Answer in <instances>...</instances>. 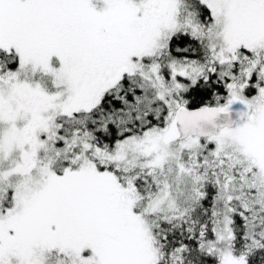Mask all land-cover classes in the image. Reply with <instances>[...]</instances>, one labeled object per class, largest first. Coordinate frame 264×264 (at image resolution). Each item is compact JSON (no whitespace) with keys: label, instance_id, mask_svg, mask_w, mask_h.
<instances>
[{"label":"snow or ice","instance_id":"1","mask_svg":"<svg viewBox=\"0 0 264 264\" xmlns=\"http://www.w3.org/2000/svg\"><path fill=\"white\" fill-rule=\"evenodd\" d=\"M0 264H264V0H0Z\"/></svg>","mask_w":264,"mask_h":264}]
</instances>
